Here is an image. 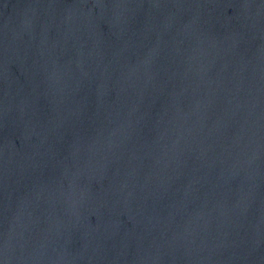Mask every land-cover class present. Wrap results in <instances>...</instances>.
Returning a JSON list of instances; mask_svg holds the SVG:
<instances>
[{"label":"water","instance_id":"1","mask_svg":"<svg viewBox=\"0 0 264 264\" xmlns=\"http://www.w3.org/2000/svg\"><path fill=\"white\" fill-rule=\"evenodd\" d=\"M0 264H264V0H0Z\"/></svg>","mask_w":264,"mask_h":264}]
</instances>
